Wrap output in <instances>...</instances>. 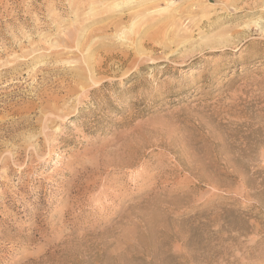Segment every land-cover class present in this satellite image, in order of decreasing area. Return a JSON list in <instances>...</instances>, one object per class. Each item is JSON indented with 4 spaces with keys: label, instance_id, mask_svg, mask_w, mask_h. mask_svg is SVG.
<instances>
[{
    "label": "rangeland",
    "instance_id": "1",
    "mask_svg": "<svg viewBox=\"0 0 264 264\" xmlns=\"http://www.w3.org/2000/svg\"><path fill=\"white\" fill-rule=\"evenodd\" d=\"M0 264H264V0H0Z\"/></svg>",
    "mask_w": 264,
    "mask_h": 264
}]
</instances>
